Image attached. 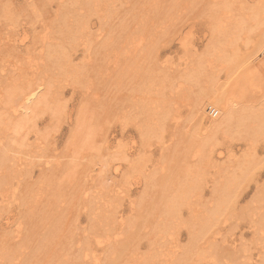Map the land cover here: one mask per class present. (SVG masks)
<instances>
[{
	"label": "bare ground",
	"instance_id": "bare-ground-1",
	"mask_svg": "<svg viewBox=\"0 0 264 264\" xmlns=\"http://www.w3.org/2000/svg\"><path fill=\"white\" fill-rule=\"evenodd\" d=\"M17 1L19 0L13 2L12 0H0L4 7V9L0 8V19H2L0 24L4 23L2 27L0 25V52L4 53L0 56L7 59V63L0 70V201L3 202L8 196H13L14 199V195L20 194L17 199L22 198L23 202L21 204L18 201L23 207L21 216L24 218L22 220L24 234L18 235V239H21L19 245H15V242H11L8 238H0V264H86L88 257L91 261H96V255L91 254L94 246H101L103 239H109L107 237L102 239V234L110 230L111 223H114V228L115 224H118L113 193L107 191L108 189L105 190L94 185L97 190L94 189L95 192L90 195L87 193V189L83 188L82 194H79L81 200L78 201L80 203L82 201L83 207L86 209L87 226L78 228L76 223L70 222L68 224L70 227L67 228L68 234L65 235L67 238L64 239L65 242L62 241L60 244L62 247H50V245H54L52 230L60 227L62 217L67 216L63 214V210L69 206L68 201H66L67 198L64 196L66 194L59 188L62 186H64L62 190L69 188L70 195H75L80 188L77 181L79 176H75L72 184L67 181V178V182H64L65 179L63 181L60 179L59 175L67 172L70 165L62 162L61 156L54 157V154L48 153V142L52 135L45 131L68 117L67 104L63 99V95L67 91L65 88L68 86L72 88V91H76L75 87L77 86L84 87L92 99L96 98L100 105L105 106V109L111 112L118 109V106L125 104L132 116L140 117L139 124L143 144H146L152 137H158L171 120L175 122L174 124L180 122L178 107L173 108L172 104L185 99L202 106V103L211 99L213 112H210L212 114L208 120V125H201L184 132L186 138L190 137L189 142L186 141L187 150L191 156L197 158L196 165L179 168V172L182 173L181 178H175V174H173L168 176V181L161 184L159 189L160 203L156 205L157 208L155 207L157 218L152 225L150 234L147 235L148 250L140 256L135 255L134 259L137 260L138 264H223L221 263L222 259H225L224 264H264V184L256 188L253 196L260 209H257L259 211L256 219L251 221L254 228L253 234L258 235L261 243L257 255L253 256L252 252H248L245 247L236 245L234 239L231 240V249L211 246L208 253L205 254L206 251L202 246L203 244H216L219 238L224 239L222 232L224 226L220 222L219 216H222L227 208L230 210L234 206L235 197H237L235 193L242 186L247 185L249 181L255 180L253 178L255 169L259 165H263V160L257 156V153L264 151V63L258 61L257 53L259 52L264 56V0H256L254 3L252 0H212V4L207 2L208 8L207 4L204 6L207 8V16L210 22V27H208L211 29L210 39L208 42L206 41L202 52L192 50L188 46L189 48L185 50V53L190 52V54L184 55L185 59L179 64L180 67L172 68L173 74L169 68H160L159 65L160 69H158V53L155 47L158 45L159 39L150 38L149 33L147 34V28L140 27L141 25H131V27L128 24L129 26H123V28L118 25L117 28L120 27V29L112 31L114 29L111 30V27L106 26L108 16L106 17L105 14H114L112 2L115 0L110 4L107 3V0L58 1L59 11L55 15H51V11L50 16L46 15L45 18L52 21L55 26L60 28V31L63 28L59 27V23L63 20L61 24L65 31L62 33L65 32V36L58 33L62 38L65 37L62 40L61 37L59 38L62 42H56L54 38L52 41L51 36L53 34L56 36L57 31H60L54 28L56 35L54 31L53 34L49 35L52 30L47 28L53 26L50 22H48L50 26L47 24V28L46 25L40 28L42 32L44 31L43 36L38 35L40 32L37 30V24L40 22L39 8L44 9V6L40 7L43 5L40 0H22L19 3L22 10L32 14V21H29L30 19L27 21L30 27H33L31 32L28 34L23 29L25 25L21 28L24 21L19 22L21 17L17 19L13 10L15 9L14 3ZM148 1L152 4L155 3L149 8L151 11L156 10L153 18L157 19V16L159 18V12L162 11V17L159 18L160 23L154 24V27L167 21L172 24L177 6L180 7L178 1L176 3L175 0H169L163 6L157 0L154 2L153 0H145L143 5L146 4L149 7ZM185 1L183 0L184 3ZM100 3L102 5H99ZM143 5L142 7H144ZM161 6L164 8L165 17L162 15L164 12ZM141 9L144 8H140L139 11ZM22 10L19 9L20 12ZM93 14L97 15L99 22L96 29L90 22V17ZM143 15L146 16V14ZM148 15L143 17L145 21L146 18L150 21L156 20ZM25 17L27 18V16ZM41 17L43 19V16ZM143 18L136 24L142 22ZM157 20L158 23L159 20ZM123 22L125 23V21ZM124 23L122 24L124 25ZM153 23L155 22L153 21ZM16 25L20 27L16 29ZM5 26L8 27L6 32L3 30ZM153 26L152 30L154 31ZM255 28L260 32L259 39L256 40L258 43L247 52L241 51V43L239 42L241 39L244 40V47H246V42L250 41L248 35ZM38 36L40 37L38 38ZM118 39H120L119 42ZM121 41L131 44L132 48L129 45L128 47L126 45L121 46ZM115 44L119 47L116 48ZM78 46L84 48L82 51L84 57L80 62L74 59ZM113 55L117 59L121 57L126 63L124 67H121L123 65L121 62L122 65L118 71L124 81L115 83V85L119 84L116 87L119 88V91L122 90L123 92V89L127 88V94L120 102L116 101L117 94L114 96V93L112 96L109 94L110 92L108 93L104 83L107 82V79L101 81L104 83L101 86L103 91L106 90L105 93L102 92L98 96L96 93L90 94L88 91L91 87V79L87 76V73L89 75L90 72L87 67L92 68L102 77L103 72L100 73L102 66L99 65V68L95 69L97 64L95 62L98 59L107 61L112 59ZM96 56L97 60L93 59ZM113 59L115 61V58ZM134 62H140L139 66L135 68ZM141 63L145 64L141 65ZM116 65L119 64L115 63V67ZM127 70L131 76L128 75ZM222 72H224L223 76ZM134 76L136 80H133ZM166 91L170 92V98ZM114 97L116 100L112 104L110 98L112 100ZM89 112L86 108L81 107L77 113V123L72 133V139L70 138L75 146L70 153L76 165L82 160L85 161L82 168L79 169V173L76 172L78 175H82L80 178L86 177L88 181L94 182L97 177L95 178L93 174L99 170L97 166L101 150L100 143L103 142L104 135L99 129V117L94 119V128L92 126L94 122ZM45 113L48 114V117L40 118ZM38 118H40L39 122ZM31 133H33V139L30 138L32 141L29 142L28 136ZM220 133L226 136L224 138L235 137L246 140V154L233 169L227 171V168H224V170L217 172L216 177L211 178L210 200L205 201L202 194L209 182L208 168L212 165L209 150L218 139V135L220 137ZM185 137L184 139H186ZM50 141L53 143V140ZM37 158H44L45 160H37ZM138 160L144 162L143 158ZM141 162L138 165L142 164ZM34 166L41 167L37 180L27 186L24 191L17 189V185L20 186L19 180L24 181V175L27 174L30 177ZM173 172H178V168ZM17 176H20L19 180ZM162 178L166 177L163 176ZM55 180H60L62 183L59 184ZM86 182L84 181V183ZM60 185L62 186L60 187ZM89 185L91 186V184ZM51 189L55 195L56 192L57 194L59 191L62 192L60 194L64 197V199H60L59 194L55 197L58 201H64L60 206L57 205V210H55L56 206L46 210L41 208L44 199L42 197L48 196V191ZM6 202H9V199H6ZM24 202L27 203L24 204ZM53 203L56 202L53 201ZM103 204H109L110 209L105 210L102 207ZM1 208L2 205L0 204V211ZM183 208L188 210L189 216L186 218L182 215ZM35 210L42 215L38 216L40 213ZM70 218L71 220L74 219L72 216ZM37 219L46 222L42 225L46 227V232H36L37 224L34 223ZM30 220L34 223L31 224ZM181 226L187 229L188 239L185 244L178 247L177 243L175 245V238L172 237L173 240L169 236ZM119 234L120 232H115V236ZM0 235L2 236V234ZM124 236V239L114 244L113 252L107 259V264H123L121 261L122 254L131 245V235ZM64 243L65 245H63ZM174 245L176 248H173ZM17 257H19L17 259L19 261L15 262ZM195 257H197V261H194Z\"/></svg>",
	"mask_w": 264,
	"mask_h": 264
},
{
	"label": "rangeland",
	"instance_id": "rangeland-1",
	"mask_svg": "<svg viewBox=\"0 0 264 264\" xmlns=\"http://www.w3.org/2000/svg\"><path fill=\"white\" fill-rule=\"evenodd\" d=\"M8 1H10V0H8ZM13 1L14 0H12V2ZM58 1H60V0H40V3L43 4L40 7L44 6V9L39 8L40 12L38 15H40V16H38V17H40L41 19L39 18L40 22H38V24H37V30L40 31L38 35L43 36L42 33L44 31L42 32L41 31L42 29H40V28H42L44 25H46V28H47L48 27L47 24H49V26H50V23L53 26H50L47 28L50 31L52 30V33L50 32L49 35L53 34L54 28L56 30L60 29L57 26H55V24L52 21H49L45 18L46 15L50 16L51 13H52L51 15H55V13H57V11H59ZM112 1L113 0H107V3L110 4ZM144 1L145 0H135V1L134 0H115V1H113L114 3L112 2V4H113L114 8H112V10L114 11V14L108 15V14H105V12H104L106 17L108 16L106 18V19H108L107 20L108 22H106L107 23L106 26H108L109 28L111 27L110 28L111 30L114 29L112 31H115L116 29H120L121 26L123 28V26H129V25L130 26L131 25H135V26L141 25L140 27H144L145 29L147 28L146 29L147 34L149 33L148 35L150 38L157 39V40L159 39V41H158L159 43L155 47V49L158 53V56H157L158 57V61H157L158 69H160L161 67H164V68L166 67L167 69L169 68V70L173 74L172 68L180 67L179 64L182 63V61L185 59L184 55L190 54V52L185 53V50H188V48L190 47L192 50L195 49V51H197V52H202L205 48L204 46L208 42V39H210L211 29L208 28V27H210L209 26L210 22H209L208 16H207V8H208L210 3L212 4V0H194L197 3L192 1V0H186L187 2L184 0L185 3L183 2V0H175L176 3H177V1L179 2L180 7L177 6L176 15L174 14L175 19H173L172 24L169 21H167V22H163L162 24H160L157 27H154L153 25L160 23L159 18L162 17L161 16L162 11H161V9L160 10L158 9L159 11H161V12H159V18L157 16V19L159 20L158 21L156 18H153V17H155L154 12L156 10L151 11V9H149V8H151L150 6L154 5L155 3L152 4V2L149 3V1H148V5L150 4L149 7H147L146 4H145V6H146L145 7L143 5ZM157 1L160 4H163V6L165 5V3L169 2V0H164V1L157 0ZM198 1H200V3H198ZM21 2H22V0H19V1L14 3L15 4V9H13L14 15H16L17 19H19L21 17V19H19V22L24 21L23 24L21 25V28H23V25H25L24 26L25 28H23V29H25L27 33L28 32L30 33L31 29H33V27L32 26L30 27V25H29V23H27V21L29 19H30L29 21H32V16H31L32 14H30L31 12H29V11L22 10V7L19 4ZM153 2H154V0H153ZM204 2H206V3L204 4ZM252 2L254 3V2H256V0H252ZM102 4H104V2H102ZM102 4L100 3L99 5H102ZM206 4H207V8L204 6ZM142 5L144 7H142ZM0 6H1L0 7L1 9L2 8L4 9V7L2 6L1 3H0ZM74 6H76V4H74ZM166 7H165V10L167 11ZM178 7H179V9H178ZM60 8H62V7H60ZM140 8H144V9H141L139 11ZM161 8H162V6H161ZM184 8H185V10H184ZM19 9H21L22 12H20ZM145 9H146L147 13H146ZM162 9L164 12V14H162V15L164 16L166 14H165L164 8H162ZM126 10H128V11H126ZM143 10L145 12H141ZM54 11H56V12H54ZM47 12H49V13H47ZM19 13H21V14H19ZM68 14H70V13L68 12ZM68 14H67V16H68ZM140 14L141 15L146 14V16L143 15L142 17H140L141 16ZM24 15L27 16V18ZM147 15L149 17H152L153 19H156L158 21V23L156 22V20L150 21L147 18L145 21L143 17H147ZM41 16H43V19ZM131 16H133V17H131ZM96 18H97L96 14H93L90 17L91 25L93 26V28L95 27V29L97 28V26L99 24L98 18L97 19ZM141 18H143L142 22L136 24V22L140 21ZM0 20L2 21V19H0ZM122 20L125 21V23ZM62 21H61V23H62ZM117 21H118V23H117ZM120 21L122 23H124V25ZM143 21H144V24H143ZM153 21L155 23H153ZM41 22H42V24L40 25ZM48 22H50V23H48ZM61 23H59V25H60L59 27H61L63 29H62V31L59 30L60 32L57 31V35L55 33L56 30L54 31V33L57 37L54 36V34H53L51 36L52 41L54 38V41L62 42L61 40L65 38L64 37L65 32H64V34L62 33L63 31H65V29ZM2 24H4V23H2ZM2 24H0L1 27H2ZM118 25L119 26L121 25V26L119 28H117ZM16 26H15L16 29H18L20 27L19 25H16ZM115 26H116V28H115ZM152 26H153L155 33L152 30ZM7 28L8 27L5 26V27H3V30H5V32H6ZM13 28H14V26H13ZM103 28H105V27H103ZM160 31L162 33H159ZM58 33H60L59 35L63 34L64 35L63 38L61 36H59ZM139 33H140V31H139ZM158 35H159V37H158ZM40 36H38V38ZM259 36H260V32L256 28L253 29L252 31H250V33L248 35V38L250 39V41L248 40L249 42L248 41L246 42L247 43L246 47H244V43H245L244 40L242 41V39H241V41L239 42V43H241V45H240L241 51L244 50L247 52V51H249V49L256 46V44L258 43L257 41L259 39ZM119 40L120 39H118V42H119ZM121 40H122V38H121ZM242 42H243V44H242ZM249 43H250V47H249ZM184 44H188V45L185 46ZM116 45L117 44H115V47L118 48L119 46L117 47ZM120 45L121 46L126 45L127 47L129 45L131 47V44H126L124 41H121ZM247 46H248V48H247ZM82 51H84V48L82 46H78L77 51L75 52L76 56L74 55L75 61L80 62L81 59L84 57V55H83L84 52H82ZM131 53H132V51H131ZM2 54H4V53L0 52V55H2ZM257 55H258V57H257L258 61L261 63H264V56L259 52L257 53ZM91 56H93V55H91ZM113 58H115V61ZM113 58H112L113 60L109 59L107 61L106 60L102 61L99 59L97 60V56L95 58H93V59L97 60V62H95V63H97L94 67L95 69L99 68V65L102 66V67H100V68H102L101 69L102 71L100 70V73L103 72L102 77H100L101 74L98 75L99 73H96V71H93L92 68L87 67L90 69L89 75L87 73V76L90 77V79H91V81H90L91 87L88 90L90 92V94L93 92L96 93L97 95L98 94L100 95L102 92L105 93L104 91H106V90L103 91L102 86H101V84L103 85L105 83V86L107 87L106 89H108V93L110 92L109 94H111L112 96L114 93H115L114 96L116 94L118 95V96H116L117 100L115 99V97L112 98V100L110 98V101H112L111 102L112 104L115 103V100L120 102L125 97V94H127V88H125V90L123 89V92H122V90L119 91V88H116V87H118L119 84L115 85V83H118V81H120V82L122 80L124 81V78L123 77L121 78V75L118 73V71L120 70V66L122 65L120 63L121 62L123 63V65L121 67H124V65H126V63L123 62L121 57H118V59H117L113 55ZM6 60H7L6 58H2L0 56V70L3 67V65L7 63ZM83 60H85V59H83ZM110 60H111V62H110ZM117 60H118V62H117ZM114 62L118 63L119 65H116V67H115ZM139 64H140V62H134L135 68L137 66H139ZM144 64L145 63H141V65H144ZM159 65H160V68H159ZM113 69H114V71H113ZM126 69H128V68L126 67ZM221 74L223 76L224 72H222ZM128 75L131 76L130 72L128 73ZM128 75H127V77H128ZM96 76L100 77L101 79L100 78L96 79V78H98ZM115 77H117V78H115ZM118 77H120V78H118ZM109 78H110V80H109ZM106 79H107V82H104V83L101 82V81H106ZM133 80H136L135 76L133 77ZM115 81H117V82H115ZM122 83H124V82H122ZM122 83H120L121 86H123ZM121 86H119V87H121ZM65 89L67 91L63 95V99H64L65 103L67 104L68 117H66L65 120L60 121L57 124L58 126L55 125L52 128H48L50 131L48 129H46V130L44 129V130L47 131L50 135H52L51 136L52 138L50 137L49 142H48L49 147L47 146L49 149L48 153L49 154L51 153L50 155L54 154V157L61 156L60 159L64 160V161L63 160H61V161L64 163H69V165H70V168L67 172L59 175L60 179L62 181L65 179L64 182L70 181V184H72L73 180H75V176H79V179L77 181H78V185L80 188H79V191L75 193V195L74 194L70 195L69 193H71V191L70 190L68 191L69 188H65L67 191L62 190L63 189L62 187H64V186L60 185V187L61 186L62 187L59 189H60V191H63L64 194H66L64 196H66L65 197V198H67L66 201H68L67 203L69 204L70 207L67 206V207H65V209L63 208L64 209L63 214H65L67 216H63V215H62L63 217L61 216L63 218L62 223L60 224L61 228L56 227V228H54L55 230H52L53 231V238H52L53 241L52 242L54 245H50V247H52V246L54 248L55 247H57V248L62 247V245H60V244H62V241L65 242L64 239L67 238V236L65 237V235L68 234L67 228L70 227L68 225L70 222H72V224L76 223L78 228H84L85 226H87V223H88L87 216L88 215L86 214V209L83 207L82 201L80 203V201H78V200H81L80 195L82 194L83 188L87 189V193L91 195L95 192L94 191V189H95L94 185H96V187L100 186L101 188H104L105 190L108 189L107 191L111 192V194L113 193V195H114L113 197L115 198L114 203L116 204L115 207L117 208L116 220L118 221V224H115V228H114V223H111L110 230H108V232H106V233L104 232L102 234V239H103V237H107L109 239L108 240L103 239L104 240L102 243L103 245H101V246H97V245L94 246V249L92 250L91 254L94 253V255H96V257H97V260L91 261L88 257V263H86V264H107L108 263L107 259L109 258L111 252H113L114 244L117 241L124 239L125 238L124 235H126V236L131 235V245H130V247H128L123 252L122 257H121V259H122L121 261H123V264H138L137 260L134 259V257H135V255L140 256L148 250L149 240L147 238V235H148V233L150 234V231L152 229V225L156 221V218H157L155 207H156V205H158L160 203V201H159V199H160L159 189L161 187V184H163L165 181H168L169 177L173 174H175V178L176 177L181 178L182 173L179 172V168L194 167L196 165L197 158L191 156L190 152H188V150H187V142L186 141L188 140V142H189L190 137L186 138L184 136V132L186 130L190 131L192 129H195L201 125H205V124L208 125V123H209L208 120L210 119V116L212 114L210 112H213V110H212L213 104L211 103V99H208L209 101L207 100V102L205 101L204 103H202V106H201V104H200V106L193 104L192 102L187 101L185 99H184V101H183V99L179 100L174 105L172 104L173 108L178 107L179 118H180L179 121L180 122H178L177 124H174L175 122L173 120H171L169 122V125H167L162 130V132L160 133V135L158 137H152L148 140V142L146 144H143L142 143L141 130H140V124H139L140 117H134V115L132 116V113H130L131 111H129L128 107H125V104L118 106L117 107L118 109L111 112V111L105 109V106L100 105L99 102H97L98 100L96 101V98L92 99V96H90L84 90V87L80 88V86H77V87H75L76 91H72L71 90L72 88L70 86L66 87ZM166 94L168 95L169 98L171 97L170 92L166 91ZM118 102H116V103H118ZM81 107H84L87 109V111H90L89 113L91 114L92 120L94 122V124L92 126L94 128H95L94 119H97L99 117V119H100L99 129H100V132L103 133L102 135H104L103 136V142L100 143L101 150L99 152L100 154H99L98 166H97V167H99V170L95 171V174H93V175H95L94 176L95 178L97 177V179L94 182H91V180L88 181V179L86 177L81 179L80 177H82V175L77 174V173H79L78 171H79V169L82 168V166H83L82 164H84L83 162H85V161L82 160L78 163V165H76L74 163L75 161L72 160V158H71L72 157L71 153H72L73 148L75 146V144H73L71 142L72 133L75 129V124L77 123V121H76L77 113L79 112V109ZM208 107H210L209 110H208ZM202 108H204V109H202ZM41 117L47 118L48 114L45 113V114L41 115L40 118ZM40 118H38V122L40 121ZM52 129L53 130L55 129V131H53ZM45 131H43V132H45ZM32 134L33 133H31L28 136L29 140H30L29 142H31L33 139ZM184 137L186 139H184ZM224 137H226V136L223 133H220V137L218 135V137H217L218 139L215 141V143L211 146V148L209 150L210 151L209 154L211 157L210 162L212 165L208 168V171H209L208 181L209 182H208L207 186H205V188L203 190V194H202L203 199L205 201L210 200L211 187H212L211 178L216 177L217 172L221 171L222 169L224 170V168H227V171H230L231 169H233V167L237 164V162L239 160H241L243 158V156L246 154V151H245L246 140H243L242 138L238 139L235 137H228V138H224ZM30 138H32V139H30ZM50 140H53V143ZM190 149H191V147H190ZM91 150H93V149H91ZM257 156L263 160V162H262L263 165L261 164L262 166L259 165L255 169L254 176H253V178L255 180L249 181L247 185L245 184L244 187L242 186L240 189H238V191L235 193L237 197H235L236 200H235L234 206L231 207L230 210H228V208H227L225 213L222 216H219L220 222H222L223 223L222 225L224 226V229L222 230V232L224 233V239L219 238V240L216 242V244H214V243L203 244L202 246L204 247V250L206 251L205 254L208 253V250H210L211 246H218L219 248L222 247V248L231 249L232 248L231 240L234 239V240H236V242H235L236 245H240V246L245 247L248 250V252H252L253 256L257 255L256 253H258V250L261 247V243H260V240L258 239V235L253 234L254 228L252 225L253 223L251 221H252V219H256L257 212L260 210L259 204H258V202L254 201L253 196L255 194L256 188H259L262 184H264V151L257 153ZM142 158L144 159L143 163L138 160V159H142ZM38 159L45 160L44 158H37V160ZM50 159H52V158H50ZM67 161H69V162H67ZM139 162H141L142 164L138 165ZM75 167L77 168V171H76ZM40 168L41 167H39V166H34L33 172L30 175V177H28L29 174H27V175L22 174V175H24V181H20L19 180L20 176H17V179L20 182V186L18 187V185H17L16 188L24 191V189L27 186L34 183L39 176ZM176 168H178V172H173ZM93 173H94V171H93ZM163 176L166 178H162ZM73 177H74V179H73ZM53 178L55 179V177H53ZM66 178H67V181H66ZM18 180H17V182H18ZM83 180L85 182L86 181L87 182L84 183ZM13 181H14V183H16L15 180H13ZM55 181L59 184L62 183V182H60V180H55ZM89 184H91V186ZM89 188H91V189H89ZM52 189L50 191H48V196L50 195V197H48V196L42 197L44 199H43V202L41 203V206L43 205L41 208H44L45 210L47 208L53 209L55 206H56L55 210H57V205L60 206L61 204L64 203V201H60V200L58 201L57 198H55L59 194L60 199H64L63 195L60 194L62 192L59 191L58 194L56 192V195H55V193H53ZM95 190H97V189H95ZM19 195L20 194L14 195V199H13V196L12 197L8 196L6 199L7 200L9 199V202H6V199L3 200V202L0 201V204L2 205V208L0 211V234H2V236L0 235L1 236L0 238H8L11 242H15V245H19V241L21 240V239H18L19 238L18 235H20L22 233L24 234V230L22 227L23 226L22 220H24V218L21 216V213H22L21 209H23V207L20 205V203L22 204L23 202H22V198L20 200L17 199V197ZM29 195H31V194H29ZM61 195H62V198H61ZM46 197H48V198H46ZM52 198L54 199L53 201L56 203H53V201L51 200ZM48 199H50V200H48ZM47 200L49 201V204H48ZM69 200H70V202H69ZM51 202H52V204H51ZM59 202H60V204H58ZM26 203L27 202H24V204H26ZM100 203H101V201H100ZM45 204H46V206H45ZM50 204H51V206H50ZM102 207L105 210L110 209L109 204H103ZM75 208H77V209H75ZM58 209H59V207H58ZM257 209H259V210L257 211ZM35 211H37V210H35ZM37 212H39V211H37ZM76 212H77V214H76ZM72 214L73 215L75 214L74 215L75 218L77 219V217H78V219L76 220ZM40 215H42V214L40 213L38 216H40ZM76 215H77V217H76ZM182 215L185 218L189 216L187 208L182 209ZM70 216H72V219L74 218L73 220L75 222L73 220H71ZM33 221H34V219H33ZM33 221L30 220V223L31 224L34 223ZM38 222H39V224H38ZM34 224L38 225V226L36 225V228H35L36 232H43L44 233L47 231L46 227L42 226V225L46 224V222L44 223V222H42V220L37 219V221ZM37 228H39V229H37ZM63 228H65V230H63ZM115 232H120V234L115 236ZM111 235H112V237H111ZM20 236H22V235H20ZM55 237H57V238H55ZM62 237H64V238L62 239ZM169 237L171 239L175 238L176 241L173 239L175 242V245L177 243V245L179 247L180 245H183L187 242V239H188L187 229L185 227L181 226V227L177 228L176 230H174V232ZM90 239L92 240V237H90ZM57 241H59L60 243ZM63 245H65V243ZM175 245L173 248H176ZM18 258L19 257H17L16 260ZM197 260H198L197 257H195L194 261H197ZM224 260L225 259H222L221 263L224 264L225 263ZM18 261L19 260L15 261V262H18Z\"/></svg>",
	"mask_w": 264,
	"mask_h": 264
}]
</instances>
